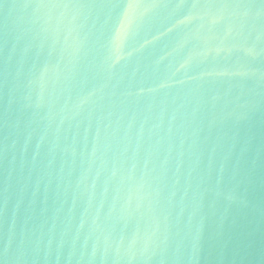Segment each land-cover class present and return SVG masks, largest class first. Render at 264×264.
<instances>
[{"label": "water", "instance_id": "95a60500", "mask_svg": "<svg viewBox=\"0 0 264 264\" xmlns=\"http://www.w3.org/2000/svg\"><path fill=\"white\" fill-rule=\"evenodd\" d=\"M0 264H264V0H0Z\"/></svg>", "mask_w": 264, "mask_h": 264}]
</instances>
